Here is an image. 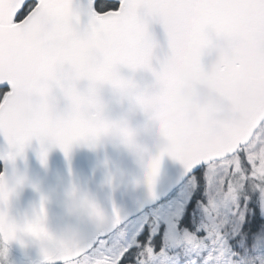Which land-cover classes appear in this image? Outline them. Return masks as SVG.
Masks as SVG:
<instances>
[{"label":"snow or ice","instance_id":"1","mask_svg":"<svg viewBox=\"0 0 264 264\" xmlns=\"http://www.w3.org/2000/svg\"><path fill=\"white\" fill-rule=\"evenodd\" d=\"M212 52L205 66L202 58ZM140 71L152 81L130 98L165 141L147 165L149 194L156 195L167 155L190 178L203 171L215 183L203 207L211 225L232 219L221 208L239 211L243 191L264 197V0H0V135L10 148L0 159L14 161L34 139L42 163L45 143L68 157L74 144L94 146L113 130L139 151L135 131L123 118H107L96 92L110 84L123 94ZM6 178L0 174L3 203ZM84 204L98 229L120 226L117 209L106 217ZM18 229L48 235L39 216L21 228L0 207V240L11 242ZM89 251L75 239L42 250L44 260L60 264H120L108 255L85 259Z\"/></svg>","mask_w":264,"mask_h":264},{"label":"water","instance_id":"2","mask_svg":"<svg viewBox=\"0 0 264 264\" xmlns=\"http://www.w3.org/2000/svg\"><path fill=\"white\" fill-rule=\"evenodd\" d=\"M157 39L166 50L162 29L155 27ZM160 55L161 50H157ZM215 52L202 58L205 66L215 59ZM128 74V70H124ZM134 78L142 86L150 84V73L140 71ZM104 97L110 103V116L117 118L127 112V105H120L112 99L111 89L105 87ZM130 128L136 132L135 141L139 151L130 149L119 139L102 137L94 146L85 142L74 144L68 157L60 148L48 143L46 162L42 163L39 153L41 143L32 140L14 161L0 159L1 172L10 180L22 177L23 182L16 193L8 195L7 213L10 221L30 222L38 211L43 216L51 235L58 240L75 239L82 247L92 249L99 239L108 236L116 228L98 229L84 200L94 203L106 217L113 216V208L121 217V225L145 209L164 200L192 173H186L183 166L165 155L156 177L155 196L149 194L147 186V165L158 156L165 141L156 123L150 121L142 111L127 114ZM10 151L9 145L0 135V155ZM199 167V166H198ZM75 190V195L70 193ZM119 226V227H120ZM4 243V242H3ZM5 244V243H4ZM10 250L29 264H60L46 261L39 243L31 238L5 244ZM55 251V250H54ZM52 251V252H54Z\"/></svg>","mask_w":264,"mask_h":264},{"label":"rangeland","instance_id":"3","mask_svg":"<svg viewBox=\"0 0 264 264\" xmlns=\"http://www.w3.org/2000/svg\"><path fill=\"white\" fill-rule=\"evenodd\" d=\"M195 186V178L187 179L165 202L138 214L110 236L100 239L85 259H95L101 255L121 258L125 249L138 244L147 221L152 217V225L145 237L149 242L162 229L163 245L158 252H155L154 247L148 246L152 249L151 255L147 254L136 264H264V231H258L250 239L241 234L242 225L246 222V197L241 204L240 195L239 211L235 213L231 210L234 207L232 205L221 208L222 214L232 216L231 220L225 218L218 225L208 223L203 207L210 194L216 191V185L212 181L206 182L204 200L197 209L198 223H195V219L192 220L196 224L195 231L190 232L180 227ZM260 202L264 218V197L261 196ZM205 227L209 228L208 232H205ZM221 232L223 235L217 237L216 233ZM0 249H6L4 256H0V264H28L15 255L2 240Z\"/></svg>","mask_w":264,"mask_h":264},{"label":"trees","instance_id":"4","mask_svg":"<svg viewBox=\"0 0 264 264\" xmlns=\"http://www.w3.org/2000/svg\"><path fill=\"white\" fill-rule=\"evenodd\" d=\"M195 182L196 186L194 187L191 198L180 222V227L183 230H188L190 232L195 231L196 224L194 225L192 220L195 219V223H198L197 209L204 200L206 181L203 171H201L199 176L195 178ZM244 197H246V222L242 225L241 234L247 239H250L252 235L258 231H264V218L262 217L260 202L261 195L256 191L247 189L241 193V204L244 202ZM168 198L169 196L164 201ZM152 220L153 218L150 217L146 223L145 232H143L138 239V244L132 246L123 254L120 258V264H136L139 259H143L147 256V250L149 249L148 246L154 247L155 252H158L161 248V245H163L161 243L164 240L162 229L149 242L145 237L149 231L148 228L152 225Z\"/></svg>","mask_w":264,"mask_h":264},{"label":"clouds","instance_id":"5","mask_svg":"<svg viewBox=\"0 0 264 264\" xmlns=\"http://www.w3.org/2000/svg\"><path fill=\"white\" fill-rule=\"evenodd\" d=\"M105 87H108V88L111 89L112 99L116 103H118L120 105H125V104L127 105V112L124 115H121V116H119L117 118H112L110 116V114H109V112H110V103L112 101L105 99V97H104V89H105ZM122 87L124 88L123 94L121 93V90H120L119 87H114L113 85H110V84L97 85L96 100L102 105L103 114L109 119H120V118H123V119H125L127 121L128 120L127 119V114L134 113L137 110L143 112V110L136 105L134 99H131L130 97H135V95L138 92H140V91L145 89L146 85L142 86L133 77L130 84L126 82L124 85H122ZM148 90L151 91L150 88ZM152 122H154V121H152ZM135 134H136V132H135ZM105 137H113V138L119 139L118 132H116L115 130L111 131ZM135 137H136V135H135ZM21 178L22 177H13L11 180L9 178H6L3 181L4 185L6 186V188L9 191L10 198L16 193L17 188L22 184V183L18 182L19 180H21ZM22 180H23V178H22ZM8 205H9L8 203L0 202V207L5 208L6 210L8 208ZM38 216L40 217V222H41L42 226L45 228L46 232L48 233L47 236L37 237V236L33 235L30 232L22 231V230L18 229L16 234H15V238L12 241L23 240V238L28 237V238H31L33 241L39 243V245L41 246L42 250H47L49 252H52V251L56 250V248L58 247V245H59L61 240L56 239L53 235L50 234V232L48 231V229L46 227V217H44L43 214H41L39 211H38V213L36 214V216L33 219H30V222L36 220ZM13 221L18 226H20L21 228L25 225V221L21 222V221H18L16 219H14ZM5 252H6V249H0V256H4Z\"/></svg>","mask_w":264,"mask_h":264},{"label":"flooded vegetation","instance_id":"6","mask_svg":"<svg viewBox=\"0 0 264 264\" xmlns=\"http://www.w3.org/2000/svg\"><path fill=\"white\" fill-rule=\"evenodd\" d=\"M26 263H28V262H26Z\"/></svg>","mask_w":264,"mask_h":264}]
</instances>
